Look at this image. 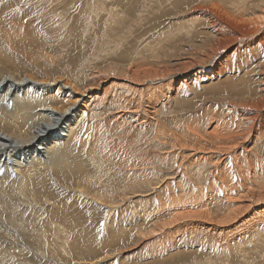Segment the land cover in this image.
Here are the masks:
<instances>
[{
  "label": "bare ground",
  "instance_id": "6f19581e",
  "mask_svg": "<svg viewBox=\"0 0 264 264\" xmlns=\"http://www.w3.org/2000/svg\"><path fill=\"white\" fill-rule=\"evenodd\" d=\"M48 1L40 0L44 5L38 4L35 16L40 25L44 18L50 28L56 17L48 21L44 7L50 4L53 11L58 0ZM123 5L126 10L132 7L128 0ZM181 5L185 6L177 13L167 11L153 18L166 17V28L174 26L175 34L185 32L183 47L167 41L168 50L161 43L158 47L166 50L161 57L153 55L160 61L154 60L151 66L146 61H121V57L120 62L99 60L102 63L91 62L82 70L76 67L80 69L76 73L56 54L53 57L54 53L47 52L46 43L40 42L43 32L30 26V14L19 17L15 13L8 21L0 20V214L5 215L0 223L5 225L12 202L18 201L25 213L23 205H34V211L26 215L28 220L11 222L22 241L34 234L30 232L34 218L58 220L55 210L63 203L56 202L59 198L49 185L56 181L61 188L74 191L76 198L81 195L108 207L111 213H106L104 232L99 236L103 241L128 231L122 235L140 236L151 246L157 242L163 249L160 252L157 247L160 255L204 249L214 242L209 243L212 252L229 255L234 243L242 256L240 250L246 242L256 245L264 240V151H252L261 145L256 143L258 138L264 139V0H184L175 6ZM123 14L135 20L132 12ZM180 25L183 27L178 30ZM18 55H23L20 60L27 64H19ZM49 62L61 63L62 74L49 71L45 66ZM197 91L203 96L195 103L216 98L206 104L205 111L210 114L206 127L193 117L183 129L166 125L175 123V117L165 120L162 111L178 107L181 95L198 97ZM102 129L110 136L101 135ZM103 139L126 152L127 146L137 143L140 156L129 152V160L109 162V156L115 153L119 158L123 153L112 149L111 155L104 156L99 143ZM161 163L165 166L160 167ZM155 168L162 169L157 176ZM146 169L150 173L142 174ZM49 177L56 181H47ZM145 185L149 191H168L172 197L157 196L153 210L142 218L133 208V197L125 196ZM192 186L191 195L173 196L175 189L181 192ZM125 199L128 202L121 203ZM126 205L130 209L121 210ZM41 207L48 211L43 214L42 210L40 216ZM58 221L61 223L60 218ZM200 237L205 240L199 242ZM113 257L114 250L108 249L100 261Z\"/></svg>",
  "mask_w": 264,
  "mask_h": 264
},
{
  "label": "rangeland",
  "instance_id": "374dc122",
  "mask_svg": "<svg viewBox=\"0 0 264 264\" xmlns=\"http://www.w3.org/2000/svg\"><path fill=\"white\" fill-rule=\"evenodd\" d=\"M41 1H46V0H41ZM125 1L127 0H123V2L122 0H58L54 3V6H53L54 8L53 11H55V13L52 10H50L52 8L48 7L50 6V4L49 5L47 4L48 6L46 5L47 7H44L48 9L46 12L47 14H49V15H46V17L48 18V21H51V18L56 17V21L53 23L52 26H50V28H48L47 24L45 23V19L43 17H42L43 18L42 20H44L43 21L44 25L42 24V22L40 25L39 24L40 18L38 16H35V14L37 13L36 11H38L37 9L38 8L40 9V6L44 5V3H39L40 0H31V1L30 0H0V20H2L3 22L5 20L8 21V17L10 15H14L15 13L18 14L19 17L27 13L30 14V16H32L31 18H29L30 26L32 29H37L43 32V36L40 38V42L44 44L46 43L47 48H49L47 52L54 53L52 54L53 57L56 54V56H58V59L62 61L61 63H64L63 64L64 66L67 65L70 71L72 72H75V71L79 72L80 69L82 70L83 68H87L88 65L91 64V62L93 63H98L100 61L105 62V63H108L110 61L120 62L121 57L123 58L121 61H124V60L126 61L130 60V62L131 61H136V62L146 61L147 66H151V64L155 63V61L156 62L160 61L159 59L157 60L158 56L161 57L163 55L162 53H164V51L166 50V49L159 48L161 47V43H162V47H165L168 50H169V46L166 44L167 41L177 44L179 47H183L185 45V41L183 39L185 32L181 31V32H176L175 34L173 31L174 26L170 28H166L163 24L166 17L153 18L155 16H159V15L161 16L162 13L167 14L166 13L167 11L169 12V14L177 13L179 9L183 8L185 5L178 6L177 8L175 5L182 4L184 0H171V2L170 0H136L138 1L136 6H134V2H136L135 0L134 1L128 0L130 4L132 5V7H130V9L128 10H126V8L123 5ZM159 1H161L160 2L161 5L159 4ZM47 2L49 3L48 0ZM66 2H69L68 3L69 5ZM38 4H41V5L39 6ZM62 4L64 5L61 7ZM65 4H67L66 7L68 6L70 7L66 8ZM55 7H57V9H55ZM108 8H113V9H108ZM66 9H68L69 11ZM123 12H126V13L132 12L135 17V20L134 19L132 20L130 18L129 19L125 18ZM69 13L72 15H70ZM150 14H152V16H150ZM143 16L144 18L147 17L149 19L147 18L144 19L142 18ZM139 17L141 18V20L137 19ZM130 20L133 21L131 22V24H129ZM3 22H2V25H3ZM61 22L62 23L64 22V23L61 25ZM0 24H1V21H0ZM39 26H42V28ZM132 26H135V27H132ZM182 27L183 26L180 25L178 30L181 29ZM85 30H87L88 32L86 35H85L86 33ZM53 32L55 33V35ZM57 33H58V36H57ZM112 33L114 34L112 35ZM95 39H97L98 41ZM164 40L165 42H162ZM176 40L179 43L176 42ZM98 42L99 44H97ZM122 44L124 47L122 46ZM146 46L148 47L146 48ZM153 47H156V48L154 49ZM137 51H138V54L137 53L135 54V52ZM108 55L110 58L112 57V59H110ZM153 55L157 56V58L154 57ZM22 56L23 55H18V62L20 61L19 64L22 63V65L23 64L25 65L27 64V62L20 60ZM85 58L87 59L86 61H85ZM61 63L55 65L49 62L45 66H48L47 69L49 71H52V72L54 71V73L56 74H62L60 71L61 69L60 66H62ZM76 67L80 69L78 70V68L76 69ZM35 69L37 68L34 67V70ZM109 83L110 82H108L107 85ZM197 92L199 93V96L194 99L191 96L181 95V97H177V101L181 103L178 107L172 110L162 111V115L165 120H168V121L174 120L173 122H175V123H168L166 125L173 124L177 129L178 128L183 129L184 128L183 125L185 124L186 120H190L193 117L194 122H199L200 126L203 129L206 127L208 123L207 119L210 115L208 112L205 111L206 104L209 101L210 103L215 102L216 98H213V97L205 98L202 101H199V104H198L195 102L200 100L201 96H203V93H201L200 91H197ZM206 96L208 95L204 94V97ZM172 117L173 118L175 117V118L173 119ZM177 120H181L182 123H179ZM109 134H111L109 131L106 132L105 130L102 129L101 135L108 137L110 136ZM99 143L103 146L104 156L105 155L108 156V154L109 155L112 154V151H113L112 149H114L115 143L112 144V142L109 139L107 140L103 139ZM256 143H260L261 145L255 146L252 151H254L255 149H260L263 152L264 151V139L258 138V141ZM132 144L133 146L132 145L127 146V148H129L127 152L122 149L118 151V149L115 148L114 150H117L116 152L121 151L123 155H120L118 158L114 156L115 154L114 153L113 155L109 156L111 160L110 159H107V160L108 161L110 160L109 162H112V160L114 161V160L124 159L125 157L127 160H129V152L132 153L131 155H135L137 158H139L138 156H140V152H138V149H136L137 143L134 144L133 142ZM131 148L132 150H130ZM161 164L162 165H160V167L165 166L164 163H161ZM152 165L154 166V164ZM115 169H118V168H115ZM155 169L156 170H154V173L156 174L155 176H157L158 173L162 169L160 168H155ZM119 170H121L122 172L123 168H119ZM145 173H150V170L146 169L144 170L142 174H145ZM152 178H154V175H152ZM52 180H54L53 177H49L47 181H52ZM49 185H52L51 187V189L53 190L52 193H54L57 196V198H59V199H55L56 202L63 203L60 205L58 204L59 209L55 210L56 214L58 215V220L59 218L61 219V223H59L58 220H56V223H53L51 219H44V217L41 216L40 214H42V210L44 212L43 214H45L46 211L48 210L46 208L41 207L39 210L41 213L39 212V215L42 217L43 222L41 221V218L39 216L37 218H34L35 220L30 222V224L33 225V228H34V230L30 231L31 234L34 233L33 235L30 236V238L31 237L32 238L22 241V238L17 236V231L19 230H15L14 228H11V225H12L11 222L20 223L22 220H28L26 215L34 211V205L31 208L25 207L23 205V207L27 210V213H25L22 209V206L18 203V201L12 202L8 206L9 207L8 209L10 212L9 213L7 212V219H5L6 221H4L5 225L0 223V264H96V263L97 264H110V263L111 264H127V263L128 264H179V263L180 264H193V263L202 264V262L203 264L205 263L213 264V262H215L216 260L217 262L214 264H225V263L229 264V262L230 264H264V256H263L264 251L262 252V250H264V246H263L264 240L263 241L259 240L260 245L259 244L254 245L255 242L254 243L253 242L251 243L250 241L246 242L244 244L243 250L245 249V251L247 252L240 250L241 254L243 252L244 255L242 256L244 258H242V256L238 253L239 251L237 250V248L235 249L234 243L233 244L231 243V246L233 248H231V250L228 252L229 255L227 254V252H222V251H219L217 253L212 252V250H210L209 248V245H210L209 243L212 244L214 242H208V245H206L208 247L205 246L204 249L199 248V247H196V250L180 249L179 251H176L173 254L167 253V254H162L163 255L162 256L160 255L159 251H157L158 249L157 247H159L157 242H154V244L151 243L152 244L151 246L147 243V240L145 239L141 240L140 236L137 237L136 235L133 234L129 238L127 237L126 234L122 235L123 233L122 231L118 232L117 235L119 236L115 235L113 239H110V240L107 239L108 243L112 244V245H109L107 243V240L103 241L102 238H99V236L104 232L103 222L106 220V217L108 216L107 215L109 212L108 207H105V206L102 207L101 205L98 206L97 204H94L90 199H84L81 195H79L80 197L76 198L75 197L76 193L74 191L70 190L72 191L70 192L66 189L61 188V185H59L57 181L53 182L52 184L49 183ZM167 186L170 187L169 185ZM194 186L188 187L181 192H178L177 189L172 191L174 188L170 189V191L174 193L173 196L181 197L183 195H191L194 190ZM138 187L135 190L136 192H134L135 194H132L130 192L128 193V196H125V197H127V199H129L130 197L131 198L133 197V201H134L133 208L138 209L139 214L137 213V215L138 216L140 215V217L142 218L144 216L147 217L148 216L147 212H150L153 210V208L156 205V202H155L156 198L158 199L157 196H160L161 194L162 196H166L167 198L172 197V195L168 191H164L163 193H158L157 191L147 190L148 189L147 185L138 186ZM114 194L115 193H113V196ZM126 202H128V200L125 199L121 203H126ZM181 202H183V199H181ZM76 208L77 210H75ZM129 209L130 208L128 205L123 206V209L121 207V210L123 211L124 210L128 211ZM141 209L142 210L144 209V212ZM156 210H158V208ZM142 212L144 214H142ZM115 217H116L115 218L116 220L117 214L115 215ZM4 218H5L4 213L0 214V221L3 220ZM83 220L85 221L84 224L82 223ZM39 221H41L43 224ZM27 224L28 223L25 222L24 227L28 230L29 224L28 225ZM34 224L36 225L34 226ZM60 225H62L63 227ZM134 225L131 224L130 227H133ZM56 226L59 228V230ZM130 227H127V228L129 229ZM126 232L128 233V231ZM35 234H38V235H35ZM201 239H204V238L200 237V240L198 241L201 242ZM214 239L215 238L214 237L212 238V236L209 238L210 241H213ZM30 241L31 243H29ZM261 246L263 247V249ZM108 249L114 250V254L116 255V258L113 257L111 260H105L107 262L100 261L101 258L104 257V254L106 250ZM155 250L156 252L159 253V255L154 254L156 253ZM159 250L160 252L161 250H163L161 246L159 247ZM248 252H251V253H248ZM111 253H113V251H111ZM234 253L236 256L234 255ZM247 253H248V256H247ZM124 258H126V260ZM184 258L186 259L185 262H184ZM216 258H219V259H216ZM228 258L229 260H227Z\"/></svg>",
  "mask_w": 264,
  "mask_h": 264
}]
</instances>
